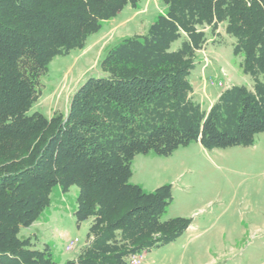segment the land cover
Masks as SVG:
<instances>
[{
	"label": "trees",
	"instance_id": "trees-1",
	"mask_svg": "<svg viewBox=\"0 0 264 264\" xmlns=\"http://www.w3.org/2000/svg\"><path fill=\"white\" fill-rule=\"evenodd\" d=\"M140 1L0 0V264H58L46 246L19 236L55 186L63 193L76 186V222L91 218L86 244L63 264H126L165 245L190 220H161L172 186L146 192L131 183L134 156H168L190 141L244 146L264 132V0H161L165 11L145 34L107 50L102 74L77 87L66 114L29 113L51 59L82 49L105 21ZM221 22L253 87L225 89L206 112L190 97L188 76L204 41L198 27Z\"/></svg>",
	"mask_w": 264,
	"mask_h": 264
},
{
	"label": "rangeland",
	"instance_id": "rangeland-1",
	"mask_svg": "<svg viewBox=\"0 0 264 264\" xmlns=\"http://www.w3.org/2000/svg\"><path fill=\"white\" fill-rule=\"evenodd\" d=\"M165 11L161 0L126 5L100 30L89 35L82 49L55 55L41 77V94L29 113L50 118L66 114L77 87L89 76L101 75L100 60L121 39L145 34L152 20ZM204 41L194 51L188 80L190 97L208 111L219 95L232 86L252 90L253 79L242 70V55L234 54L235 39L225 22L215 29L199 26ZM184 34L171 45L179 47ZM244 146L206 149L198 141L178 146L170 155L149 151L132 160L130 182L151 192L170 184L172 200L161 220H190L183 233L159 247L130 255L126 264H264V132ZM77 187L63 193L52 189L50 204L19 236L32 247L48 248L58 264L74 259L86 244L91 218L76 222Z\"/></svg>",
	"mask_w": 264,
	"mask_h": 264
},
{
	"label": "crops",
	"instance_id": "crops-1",
	"mask_svg": "<svg viewBox=\"0 0 264 264\" xmlns=\"http://www.w3.org/2000/svg\"><path fill=\"white\" fill-rule=\"evenodd\" d=\"M136 156V155H135ZM135 156H134V158H135ZM132 176V175H131ZM131 178V177H130Z\"/></svg>",
	"mask_w": 264,
	"mask_h": 264
}]
</instances>
